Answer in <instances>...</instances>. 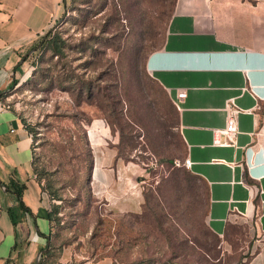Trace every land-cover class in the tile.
<instances>
[{"label": "rangeland", "instance_id": "obj_1", "mask_svg": "<svg viewBox=\"0 0 264 264\" xmlns=\"http://www.w3.org/2000/svg\"><path fill=\"white\" fill-rule=\"evenodd\" d=\"M65 2L47 31L60 53L30 54L26 78L7 95L56 212L47 264L64 248L93 264H248L261 243L247 227L224 238L208 230L207 186L181 165L177 109L146 69L175 0ZM97 156L110 173L104 193L92 180Z\"/></svg>", "mask_w": 264, "mask_h": 264}, {"label": "crops", "instance_id": "obj_2", "mask_svg": "<svg viewBox=\"0 0 264 264\" xmlns=\"http://www.w3.org/2000/svg\"><path fill=\"white\" fill-rule=\"evenodd\" d=\"M65 3L0 0V264H38L52 241L49 201L33 171L32 136L5 94L26 78L27 53L44 41ZM146 69L177 102L184 159L207 186L208 230L224 238L232 226L247 227L261 243L248 264H264V0H175L163 44L147 56ZM179 92L185 96L177 100ZM231 99L244 112L235 145L220 146L216 131L225 126L223 108ZM100 159L94 158L92 180L104 193L110 173ZM22 185L18 199L8 187ZM76 257L64 248L56 264H93Z\"/></svg>", "mask_w": 264, "mask_h": 264}, {"label": "built area", "instance_id": "obj_3", "mask_svg": "<svg viewBox=\"0 0 264 264\" xmlns=\"http://www.w3.org/2000/svg\"><path fill=\"white\" fill-rule=\"evenodd\" d=\"M184 96H185V92H179L177 93L176 98L177 100H179L184 98ZM172 103L176 108H178L177 102L173 101ZM223 110L225 112V126L221 130L216 131V133L222 137V141L221 142L216 141L215 143L220 146H234L238 134V130H237L238 117L244 111L235 104L233 99L228 100L225 103ZM181 165L185 167L187 170H189L191 163L188 159H184L181 162Z\"/></svg>", "mask_w": 264, "mask_h": 264}, {"label": "trees", "instance_id": "obj_4", "mask_svg": "<svg viewBox=\"0 0 264 264\" xmlns=\"http://www.w3.org/2000/svg\"><path fill=\"white\" fill-rule=\"evenodd\" d=\"M50 37H51V33H48L47 36H46V38L44 39V41L41 43V46L37 50H39L41 48L49 47L52 50L53 54L55 56H57L60 53V48L58 47V44H57V41H58L57 40V37H55V38H50ZM7 95H8V93L5 94V97H7ZM33 171H34V169H33ZM8 188L12 189V191L16 194V196L18 197V199L21 198L22 193H23V189H24V186L23 185L20 186V187H18V186L13 187L12 186V187H8ZM18 206L20 207V209L22 211H25V212L28 211V209L23 205V203L21 201L18 202ZM55 214H56V212L54 213V215ZM54 215L51 214V213H49V220L51 222H52V220H54ZM10 217H11V220H12V224L14 226H16L17 221L15 220V218L13 217V215L11 214V212H10ZM52 249H53V247L50 244L49 249L43 255H41V257L39 258L38 264H47L46 261H47V259L49 257H51L50 252H51Z\"/></svg>", "mask_w": 264, "mask_h": 264}, {"label": "water", "instance_id": "obj_5", "mask_svg": "<svg viewBox=\"0 0 264 264\" xmlns=\"http://www.w3.org/2000/svg\"><path fill=\"white\" fill-rule=\"evenodd\" d=\"M42 42H43V40H42ZM42 42H41V43H42ZM41 43H40L36 48H34L31 52L27 53L26 56H28L29 54L35 52V51L41 46ZM44 251H45V250H44ZM44 251H43V252H44Z\"/></svg>", "mask_w": 264, "mask_h": 264}]
</instances>
